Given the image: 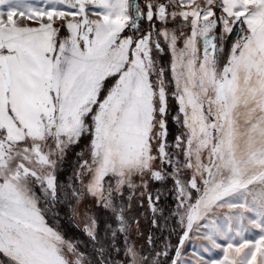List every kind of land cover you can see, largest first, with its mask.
Returning a JSON list of instances; mask_svg holds the SVG:
<instances>
[{"label": "snow or ice", "instance_id": "6c2138e0", "mask_svg": "<svg viewBox=\"0 0 264 264\" xmlns=\"http://www.w3.org/2000/svg\"><path fill=\"white\" fill-rule=\"evenodd\" d=\"M90 5L99 7L95 18ZM72 7L78 11L0 0V264H114L94 216L84 230L99 259L48 225L34 191L39 186L46 200H57L64 191L58 166L85 135L89 158L79 154V184L70 183L65 195L77 203L95 197L115 214L117 226L108 225L105 235L113 242L124 235L120 264H158L167 255L149 262L129 238L127 210L135 189L146 187L133 177L145 174L175 181L184 231L172 264H264V0H146L144 10L134 0H76ZM57 20L69 35L59 37ZM125 29L132 34L122 35ZM166 50L167 66L154 58ZM169 96L182 129L173 143ZM148 202L155 216L150 194ZM201 229L210 247L199 248L221 249V259L200 255ZM253 229L259 239L246 238ZM185 241L194 259L182 258Z\"/></svg>", "mask_w": 264, "mask_h": 264}, {"label": "rangeland", "instance_id": "374dc122", "mask_svg": "<svg viewBox=\"0 0 264 264\" xmlns=\"http://www.w3.org/2000/svg\"><path fill=\"white\" fill-rule=\"evenodd\" d=\"M144 4L146 0H143ZM76 0H69L68 3H58L55 0H14V3H17L21 6L25 4H30L33 7L39 8H50L51 5L57 8V10L71 12L78 11V9H74L72 7L75 4ZM3 10H7L6 6H4ZM99 7L96 5L89 6V16L90 18H95V11H98ZM71 19V17H69ZM147 21V20H146ZM149 22V21H147ZM24 24L30 25L29 21L24 20ZM158 25L157 28L160 27V23L157 20ZM180 23L178 20L177 23H170L168 25L169 28L177 27V24ZM63 21L57 20L54 24V27L59 30V37L63 38L70 34V30L66 28V26H62ZM239 26V22H237V26L233 28V33L228 37L225 43V49L230 46L231 42L235 39L237 35V29ZM144 30V29H143ZM147 31V30H144ZM187 27L185 28V32H187ZM123 35H130L127 31L124 32ZM178 46H182V43H178ZM171 55V54H170ZM159 62L162 63V60L157 55L154 56ZM160 58V59H159ZM171 58V57H170ZM111 79V78H110ZM114 83V80L111 81V85ZM111 87V86H110ZM178 111V105L176 108V115ZM167 130H168V142L173 143L175 141V137L182 130L179 125L174 123L173 120L167 119ZM91 141L90 135H85L80 138V141L77 144L71 145L66 152V155H69L71 162L66 165L63 162L59 164L58 169L56 171L57 183L58 185L64 186V191H58L57 200L54 202H49L46 200L39 188L36 186L34 191L37 196H40V204L39 206L42 209V213L44 215L45 221L49 226L55 228L57 231L61 232L62 235L66 239L73 240L74 238L70 235L66 234L63 230L62 225H56L59 223V218L64 216H69L72 220V224L75 225L80 232L84 236L85 244L78 245L81 252H84L88 255L89 259H99L100 257L96 255L93 251V242L88 237L85 232V225L87 223L86 217L91 215L96 218L97 221V233L98 239H101L104 242V246L106 251L110 253L108 259L114 264H120L122 260L126 258L123 255L124 249V235L121 233L117 234L115 241H112L111 233L105 235V230L108 225H111L112 228H116L117 222L115 214L109 210L103 208L101 205L96 203V198L92 196L83 197L78 203L75 198L71 196H66L65 193L69 191L68 185L71 183L73 187L79 184V181H74V172L76 171V166L80 162L79 154L84 153L83 159H88L87 146ZM77 146V147H76ZM77 150V151H76ZM156 165L159 167V161L156 162ZM164 170L168 173H171L173 169L170 166H163ZM190 173L185 172L182 179H187ZM133 181L136 185L146 184V187L139 186L135 189L133 193V198L131 201L132 207L127 210V216L130 218L131 230L129 232V238L134 241L136 249L140 252L141 255L146 256L151 262L153 258L156 256V253L167 251L166 256H159L158 264H172V261L175 259L176 248L180 243V239L183 235L184 227L180 223V215H177V205L179 203L178 200V192L176 189L175 181L171 175L167 176L164 180H155L151 177L150 174H145L141 179L139 176H134ZM87 182V181H85ZM199 186V182H198ZM192 196L195 198L199 195L196 190H191ZM141 193H144L141 196ZM166 193V194H165ZM153 197V202L156 207L159 209L158 213L154 214L149 208L148 195ZM170 194V195H169ZM129 192L127 189L124 191L125 202H127V197ZM166 195V196H165ZM170 196V203L162 206L160 198H164ZM159 196V200H156V197ZM169 202V201H168ZM194 202V200L189 201V203ZM227 211L226 209L221 210ZM182 214V210H181ZM153 219H155V223H153ZM139 222L137 227L136 222ZM186 223V221H185ZM195 227V225H194ZM203 229H201V234L199 238L195 239V243L197 245V250H199L200 255L204 257L206 261L210 260H219L223 256V252L221 249H211L208 252H203L199 245L203 243L205 246H209L207 241L202 239ZM260 230L253 229L247 233H245L246 238L248 239H259L260 238ZM193 235L190 233V236ZM151 238V239H149ZM220 243H225L224 241H218ZM99 247V245H96ZM119 249V251H116ZM182 258L185 259H194L195 252L193 248L190 246L188 241H185V246L181 250ZM113 253L116 255V259L113 257ZM0 259H4L2 255H0ZM120 261L118 263V261Z\"/></svg>", "mask_w": 264, "mask_h": 264}, {"label": "trees", "instance_id": "16d2710c", "mask_svg": "<svg viewBox=\"0 0 264 264\" xmlns=\"http://www.w3.org/2000/svg\"><path fill=\"white\" fill-rule=\"evenodd\" d=\"M134 2L137 3V4H139L141 6V9L144 10V5L145 4H144V1L143 0H134ZM155 23H156V25H158L157 21H155ZM149 24H150V22H147L146 19H144L143 17L141 18L140 26H141L142 29L148 30L149 29ZM125 31H127L128 33H130V35L132 34L131 31H129L128 29H125ZM155 55H157L158 57L161 58L162 64H164L165 66H167V64L170 61V57H171L169 51L166 50L164 53H159V54L155 53V51H154V56ZM111 81H113V80L112 79H109L108 81H106V87H110L111 86V84H110ZM168 108H169V115H168L167 119L168 120H173L172 117L175 116L174 114H175L176 108H177V101L174 98H172L171 96H169V98H168ZM70 162H71V159L69 158V155H65L64 160H63V163L66 164V165H68ZM169 195L167 197L160 198L161 205L162 206H165V205H167V203H170V200L171 199H170V196ZM59 224L62 225L63 230H64V232L66 234H68L71 237H73L74 238L73 240L79 241V245H83L84 246L85 241H84V236L81 233L82 231L79 230L75 225L72 224V220L70 219L69 216L60 217L59 218V223L56 224V225H59ZM116 255H115V253H113V257L115 259H116ZM117 261H118V259H117ZM119 262L120 261H118V263Z\"/></svg>", "mask_w": 264, "mask_h": 264}, {"label": "crops", "instance_id": "0c3cea01", "mask_svg": "<svg viewBox=\"0 0 264 264\" xmlns=\"http://www.w3.org/2000/svg\"><path fill=\"white\" fill-rule=\"evenodd\" d=\"M29 26H33V27H36L38 26V22L37 21H29Z\"/></svg>", "mask_w": 264, "mask_h": 264}]
</instances>
